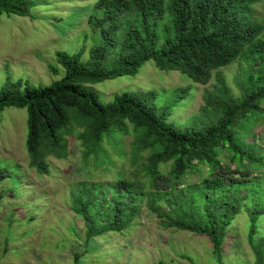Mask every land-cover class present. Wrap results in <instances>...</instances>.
Masks as SVG:
<instances>
[{
	"label": "trees",
	"instance_id": "obj_1",
	"mask_svg": "<svg viewBox=\"0 0 264 264\" xmlns=\"http://www.w3.org/2000/svg\"><path fill=\"white\" fill-rule=\"evenodd\" d=\"M260 3L264 9V0H98L88 23L100 42L87 60L80 53L59 51L56 61L65 70L60 80L41 87L19 81L0 90V112L27 109L30 166L41 174L49 172V154L67 156V135L74 127L80 129L77 138L85 157L99 151L106 136L128 134L130 126L135 133L133 151L149 150L144 190L124 180L105 188L78 184L72 210L83 218L87 240L127 229L147 199L150 211L166 219L165 226L207 236L221 261L229 227L245 209L250 216L249 243L257 264H264L255 240L264 202L252 188L243 189L253 182L252 164L258 163L260 169L264 159L256 158L254 151L245 149L249 143L237 138L243 120L264 115V15L255 8ZM31 5V0H0V15L27 17ZM237 60L260 67L262 75L250 78L251 85L240 98L231 94L220 73ZM150 61L161 71H178L201 85L216 74V96L206 93L205 103L207 109L218 110V118L200 130H182L168 122L170 107L159 116L148 104L155 97L152 92H124L103 103L87 86L136 76ZM50 68L58 74V69ZM222 152L243 169L227 171ZM169 162L172 166L165 175L159 168ZM200 164L207 166L209 178L177 191L179 200L167 201L177 193L174 183L196 172ZM257 179L259 184L264 176ZM251 199L256 202L248 206ZM160 202L168 207L166 213Z\"/></svg>",
	"mask_w": 264,
	"mask_h": 264
},
{
	"label": "rangeland",
	"instance_id": "obj_2",
	"mask_svg": "<svg viewBox=\"0 0 264 264\" xmlns=\"http://www.w3.org/2000/svg\"><path fill=\"white\" fill-rule=\"evenodd\" d=\"M31 1L27 17L0 15V90L11 89L12 83L19 81L48 86L65 74L56 61L59 51L80 53L87 60L89 51L100 42L88 23L98 0ZM255 8L258 15H264L261 3ZM50 67L58 69V74ZM220 73L231 94L240 98L251 85L250 78L260 76L261 69L237 60ZM217 85L216 74L209 84L201 85L178 71H161L152 61L136 76L87 84L103 103L124 92H152L155 97H150L148 104L159 116L170 107L168 122L182 130H200L218 118V110L207 109L205 103L206 93L216 96ZM184 89L188 91L183 93ZM261 107L264 109V101ZM74 128L67 135V156L49 154V172L41 174L30 166L27 109L10 107L0 112V264H257L248 238L250 216L245 209L229 227L221 261L213 254L207 236L165 226L166 219L150 211L147 199L127 229L87 240L84 220L72 210V195L78 184H101L105 188L124 180L144 190L142 184L148 177L143 170L150 152L133 151L135 133L130 126L128 134L106 136L100 150L85 157L83 143L77 138L80 129ZM237 131V138L249 143L245 149L264 159V115L243 120ZM220 159L227 171V167L236 173L243 169L226 152ZM257 164H252L253 182L243 189L252 188L258 201L264 202V181L258 184L257 179L264 176V164L260 169ZM171 166L169 162L159 169L166 175ZM209 176L207 166L200 164L196 172L174 183L175 192ZM178 193L167 201L179 200ZM251 200L248 206L256 202ZM160 205L166 213L168 207L164 202ZM255 240L264 259V215Z\"/></svg>",
	"mask_w": 264,
	"mask_h": 264
}]
</instances>
